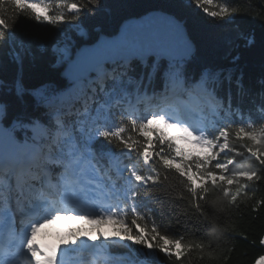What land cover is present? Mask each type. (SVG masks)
Wrapping results in <instances>:
<instances>
[{
	"label": "snow or ice",
	"instance_id": "6c2138e0",
	"mask_svg": "<svg viewBox=\"0 0 264 264\" xmlns=\"http://www.w3.org/2000/svg\"><path fill=\"white\" fill-rule=\"evenodd\" d=\"M7 2L13 11L7 17L0 0V45L14 36L20 16L62 25L78 21L82 10L91 11L90 6L100 0L82 4L55 0L60 9L57 14H52L50 0ZM190 3L213 20L231 22L238 14V6L228 0ZM164 57L169 60L164 91L149 97L147 92L141 94L138 86L134 94L130 92L128 72L133 61L150 69L147 75L151 79L159 71L152 58ZM110 61L114 64L111 68ZM68 75L72 83L69 92L42 96L51 109L47 125L37 121L21 125L32 131L23 140L13 135V129L0 127V264H79L70 253L85 249L92 257L88 264H137L110 255V244L125 241L130 242L131 252L146 258L156 252L182 261L195 250L203 256L204 243L185 242L183 236L162 232L164 225L156 222L157 215L161 220L170 217L169 224L174 219L176 225L182 221L187 225L193 211L198 217L206 215L205 205L214 191L222 193V198L212 201L220 211L225 208L224 201L232 205L247 196L250 185L264 179V120L257 124L246 119L239 105L233 107L230 92L226 98L219 97L215 91L219 76L212 73L201 75L199 94L187 88L178 93L183 71L164 45L106 43L86 50ZM153 99L160 102L152 104ZM140 103L146 107L138 115L136 105ZM118 110L127 117L126 122L115 119ZM259 111L264 117V103ZM128 132L136 136L126 135ZM233 132L244 151L231 142ZM180 141L199 151L186 149ZM105 146L111 147L105 150ZM245 152L259 168L233 170L237 157ZM169 173L176 176L178 186L169 183ZM17 214L22 225L18 231ZM62 218L86 221L94 227L87 231L74 228L71 239L61 242L63 247L40 244V229ZM106 224L112 225L110 233L103 230ZM259 244L264 246V236ZM255 264H264V255Z\"/></svg>",
	"mask_w": 264,
	"mask_h": 264
},
{
	"label": "trees",
	"instance_id": "16d2710c",
	"mask_svg": "<svg viewBox=\"0 0 264 264\" xmlns=\"http://www.w3.org/2000/svg\"><path fill=\"white\" fill-rule=\"evenodd\" d=\"M50 2L53 4L52 14H57L60 9L55 7V0ZM69 2L82 4L86 0ZM223 2L217 0V3ZM228 2L238 6V14L231 22L205 16L190 0H100L98 5L90 6L91 11L82 10L78 21L62 25L38 23L20 16L14 27V36L0 45V121L3 128L13 129V135L23 140L30 137L32 131L21 125H28L31 121L43 125L49 123L51 109L42 96L69 92L72 88V83L63 75L64 61L59 57L58 48L64 46L72 55L80 45L94 42L103 32L116 34L125 19L154 9L170 12L182 19L196 44L194 54L179 61L187 86L197 84L204 73L219 76L215 84L216 94L226 98L230 92L234 108L239 105L246 119L251 118L257 124L262 122L264 117L259 106L264 103V0ZM3 5L5 15L11 17L12 6L7 0H3ZM16 52L20 53L19 57ZM152 59L157 61L159 71L151 79L147 75L150 69L133 61L128 72L132 78L129 91L133 94L138 86L140 92L146 87L153 88L150 97L165 89V71L169 61L166 58ZM113 66V62H109V67ZM209 88L211 90V84ZM151 103H156V100ZM141 107L144 109L146 104L141 103ZM115 119L126 122L127 117L119 115L118 110ZM129 134L136 136L133 132L126 133ZM231 142L244 151L234 132ZM108 147L111 146H105V150ZM231 157L229 154L227 158ZM258 168L257 162L245 152L244 156L237 157L233 170ZM168 175L169 183L178 186L176 176L173 173ZM261 175L264 176V172ZM220 198L222 193L219 191L210 194L205 205L206 215L198 217L193 211L190 214L192 222L187 225L183 221L176 225L174 219L169 224L170 217L165 216L161 220L157 215L156 222L164 225L162 232L167 231L176 238L183 236L185 242L204 243L203 256L195 250L186 254L182 261H175L154 252L144 260L147 259L148 264H255V260L264 255V246L259 244L260 237L264 236V204L259 203L264 201V179L253 182L248 195L239 197L235 204L229 205L224 201L223 211L212 205L213 200ZM129 244L127 241L110 244V250L122 258L141 263L137 253L129 250Z\"/></svg>",
	"mask_w": 264,
	"mask_h": 264
},
{
	"label": "water",
	"instance_id": "95a60500",
	"mask_svg": "<svg viewBox=\"0 0 264 264\" xmlns=\"http://www.w3.org/2000/svg\"><path fill=\"white\" fill-rule=\"evenodd\" d=\"M111 42L164 45L173 52L176 59L180 60L181 57H184L183 59L191 57L196 50V44L182 19L170 12L154 9L141 16L125 19L116 34L109 35L103 32L94 42L80 45L73 56L65 62L63 75L71 81L68 70L82 58L86 50L96 49ZM186 44L190 46L188 52H185Z\"/></svg>",
	"mask_w": 264,
	"mask_h": 264
},
{
	"label": "rangeland",
	"instance_id": "374dc122",
	"mask_svg": "<svg viewBox=\"0 0 264 264\" xmlns=\"http://www.w3.org/2000/svg\"><path fill=\"white\" fill-rule=\"evenodd\" d=\"M58 54L59 57L63 60V61H67L69 60L71 54L68 52V50L66 49V47H61L58 48ZM189 89V88H187ZM194 92L193 89H190ZM67 91H63L61 94H66ZM198 93V91H197ZM199 94V93H198ZM143 111H141L142 113ZM0 127H3V125L1 124L0 121ZM181 145L183 147H185L186 149L190 150V151H199V149H196L194 145L190 144V143H186L184 141H180ZM56 224V225H55ZM76 227H81L84 231H87L88 229L94 227L93 225L88 224L86 221H78V220H73V219H61L59 221H56L55 223H51V224H46L44 225L43 228H41V232L44 233V235H51L54 232H57L56 236L58 239H56L55 241H53L55 244L54 245H61L62 246V241L64 240H69L71 239V232L74 228ZM103 230L105 233H110L112 231V225L110 224H106L103 226ZM60 233H64V234H60ZM48 241H51V239L49 238ZM97 245H99L101 243V241H96L95 242ZM140 246H137V248H139ZM109 249H110V245H109ZM85 252H87L89 254V256H87L85 254ZM82 253H84L83 255H85V257L81 258ZM110 253V252H109ZM137 256L140 258V262L139 264H143V258L144 256H141L138 252ZM111 256H113L110 253ZM70 256L73 258L79 257V264H88V262L91 260V255L89 250L85 249L83 251H78L75 253H70ZM115 257V256H113ZM117 259H120V257H116ZM73 260H77V259H73Z\"/></svg>",
	"mask_w": 264,
	"mask_h": 264
},
{
	"label": "bare ground",
	"instance_id": "6f19581e",
	"mask_svg": "<svg viewBox=\"0 0 264 264\" xmlns=\"http://www.w3.org/2000/svg\"><path fill=\"white\" fill-rule=\"evenodd\" d=\"M183 89H184V87L181 86L180 88H177V92L180 93V92L183 91ZM194 93H195V94H198V93H197V90H196ZM55 225H56V224H55ZM57 236H58V235H57ZM58 238H59V237H58ZM89 242H90V244L93 243L92 241H89ZM45 246L48 247V248H52V247H54V246H56V245H54V243H52V242H47V243L45 244ZM61 247H63V245H62Z\"/></svg>",
	"mask_w": 264,
	"mask_h": 264
}]
</instances>
